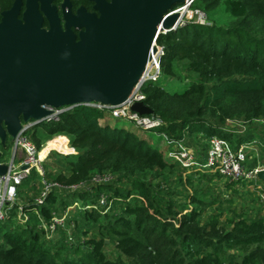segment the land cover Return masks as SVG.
I'll list each match as a JSON object with an SVG mask.
<instances>
[{
  "label": "trees",
  "instance_id": "obj_1",
  "mask_svg": "<svg viewBox=\"0 0 264 264\" xmlns=\"http://www.w3.org/2000/svg\"><path fill=\"white\" fill-rule=\"evenodd\" d=\"M71 1L75 8L87 3ZM14 2L0 0V21ZM193 9L205 13L211 24L190 23L161 34L156 41L163 50L161 75L141 90L143 103L153 110L148 117L158 126L144 131L109 109L82 105L25 134L39 150L55 137H67L77 154L66 156L65 164L54 161L52 168L44 163L46 179L79 188L65 193L72 201L60 199L55 190L38 205L42 178L32 170L19 190V204L7 221H0V264H264V218L239 217L230 229L216 219L203 225L198 209L187 212L138 179L172 168L176 163L170 151L189 135L219 137L237 150L247 149L254 136L235 139L226 129L228 122L243 119L252 125L264 118V0H196ZM177 83L186 85L175 90ZM196 173L207 177L203 173L208 172L199 168ZM98 177L110 180L96 182ZM23 190L32 197L20 200ZM78 202L89 222L103 217L101 238L50 245L51 232L43 225ZM192 202L201 200L193 196ZM20 207L30 216L26 225L18 219ZM64 228L57 231L70 233ZM107 240L119 253L117 261L107 257Z\"/></svg>",
  "mask_w": 264,
  "mask_h": 264
},
{
  "label": "water",
  "instance_id": "obj_2",
  "mask_svg": "<svg viewBox=\"0 0 264 264\" xmlns=\"http://www.w3.org/2000/svg\"><path fill=\"white\" fill-rule=\"evenodd\" d=\"M101 16L54 0H15L0 21V141L27 133L53 110L100 104L121 108L157 55L158 37L181 18L185 0H90ZM24 8V10H23ZM45 20L49 30L44 28ZM76 31L79 33L77 34ZM134 114L151 116L143 102ZM27 126V124H30ZM26 126V127H24ZM1 158V155H0ZM0 165V175L8 171ZM264 180V170L259 173ZM108 242V241H106Z\"/></svg>",
  "mask_w": 264,
  "mask_h": 264
},
{
  "label": "rangeland",
  "instance_id": "obj_3",
  "mask_svg": "<svg viewBox=\"0 0 264 264\" xmlns=\"http://www.w3.org/2000/svg\"><path fill=\"white\" fill-rule=\"evenodd\" d=\"M185 17L188 19L189 16L186 15ZM197 19L198 16H194L191 21H196ZM205 23H207L206 25L211 24L208 17L207 19L205 18ZM151 73V75H154L155 69L151 70ZM177 84L174 88L175 90H181V87L186 85L185 83ZM123 117L128 119V117ZM134 122L137 125L139 124L138 121ZM142 125L141 127L144 131L155 127L149 123ZM226 129L233 137L236 136L235 139L249 134L254 136V140L249 146H245L247 149L242 148L240 150H237L234 145L227 141L229 144L228 148L222 150V153H215V156L211 150L210 142L214 137L208 139L206 136L189 135L180 144L174 146L175 150L170 151L172 153H175L176 149L187 151L191 160H182L187 167H184L178 159L172 157L176 163L172 168L163 172H149L144 176H139L138 179L151 184L154 190H160L161 196L169 197L176 203L183 205L186 208L185 211L189 212L193 208L198 209L202 212L200 221L203 225H209L216 219L220 225L230 229L239 217L249 220L264 218V180L255 175L257 170L264 169V118L255 120L252 125H247L243 119L230 121ZM48 142L42 148L44 151L47 153L59 151L52 152L48 160H46L45 163L50 165L49 167L52 166L54 161L65 164V157L73 155V149L70 148L71 146L69 147L67 137L58 136ZM1 149L4 154L2 157L6 155L10 157V154L13 155L14 140L9 139L6 147H1ZM237 152L244 156L243 160H236ZM211 158H213L212 166L206 164ZM55 167L57 168V163H55ZM199 168L208 172L203 173L207 177H201L198 173L195 174ZM51 171L50 176L52 178L54 177V173L57 174V169L54 173ZM128 186L126 183L125 187L128 188ZM30 191L23 190V196L20 197V200L23 197H32ZM65 193L66 190L59 191L60 199L66 200L64 198L67 197ZM193 196L200 199L201 203L194 204L192 202ZM67 198V200L72 201L70 196ZM118 211L119 206L117 205L111 214L113 215L114 212ZM65 214L67 215V219L64 229L68 228L67 225H69L68 229H70V233H59L60 230L53 234L51 233V236L47 237L48 240L53 241L50 245H60L61 243L68 245L74 243L77 245L88 239L101 238L99 231L103 217H100L98 223L94 221L89 222L85 218L81 202L75 203L63 215ZM70 219L72 221L69 224ZM74 223L77 226L76 233L71 231L75 228L73 226ZM105 251L109 260L117 261L119 259V253L116 251L113 243L107 242Z\"/></svg>",
  "mask_w": 264,
  "mask_h": 264
},
{
  "label": "built area",
  "instance_id": "obj_4",
  "mask_svg": "<svg viewBox=\"0 0 264 264\" xmlns=\"http://www.w3.org/2000/svg\"><path fill=\"white\" fill-rule=\"evenodd\" d=\"M196 2V0H185V3L183 5H180L178 8H176L173 11L174 13L180 14L181 18L179 20L178 25L176 26L175 30H178L179 28L185 27L186 25L190 23H197L200 25H206L205 23V18L207 19L206 15L199 11V10H194L193 5ZM191 10V11H190ZM186 15H188V19H186ZM194 16H198V19L196 21H191V19ZM172 32V31H169ZM168 32H165L166 34ZM155 45L158 49L157 55L154 56L153 60L150 62L147 71L143 75L141 82L139 85L135 88L134 93L126 105L122 106L121 108H106L105 106H102L100 104H86L84 106L86 107H94V108H99V109H109L111 110L112 114L115 117H128V119H131L133 121H138L140 126H143L142 124L144 123H149L153 126H158V123H154L150 120L148 116H140L139 114H134L131 110V108L138 102H143L145 97L142 94L141 90L143 86L150 80H157L160 75H161V67H160V58L163 55V50L158 47L157 43L155 42ZM155 69V74L151 75V70ZM72 109V108H71ZM70 110L69 108H63V109H56L53 110L52 115L43 120L42 123L44 122H58L60 120V116L64 113ZM124 118V117H123ZM142 123V124H141ZM31 125L27 124V126ZM26 127V126H24ZM154 128V127H153ZM151 129V128H148ZM26 133H20L16 139H14V153L13 155L10 154V157L8 155L2 157L3 148L1 141H0V165H7L8 171L5 175H0V221H7L9 219V214L13 207L16 204H19V190L24 183V181L30 176V173L32 170H36L38 174L41 176L42 180L41 183L43 185L42 188H40L39 195L37 196L36 204L38 205H43L47 199V197L53 193L55 190H66V192L73 190H77L79 187H63L57 182H49L46 179V170L44 168V163L52 152H59V151H51L46 155L44 159L40 158V152L42 150H39L34 142L25 135ZM56 138V137H55ZM219 137H214L211 139V150L215 153H222V150H225L228 148L229 144L227 140L225 139H216ZM49 143V142H48ZM69 143V141H68ZM48 145V144H47ZM70 146V144H69ZM5 148V147H4ZM243 148V147H242ZM241 148V149H242ZM244 149V148H243ZM177 152V153H176ZM175 153H170V157H175L180 161L184 167H187L184 165L182 160H188L190 161L191 159L189 158V154L185 150L181 151H176ZM239 152V151H238ZM236 155V160L241 161L244 159V156L242 154ZM61 153V152H60ZM73 154H77L75 149H73ZM175 154V155H173ZM216 156V154H215ZM190 159V160H189ZM199 164V163H198ZM210 166L213 164V158L210 159L208 163H206ZM205 164V165H206ZM206 169V167L204 166ZM229 170V169H228ZM264 169L257 170L255 175L258 176V174L263 171ZM217 174V173H214ZM101 179L100 177L96 178V182H107L110 179ZM107 203V199L104 197L101 199V204L105 205ZM18 219L20 220L21 225H26L27 222L30 219V216L24 212V207H20L18 211ZM66 219L67 215H62V216H56L52 223L50 225H43V228L46 231H50L52 234L57 231L58 228L65 227L66 224Z\"/></svg>",
  "mask_w": 264,
  "mask_h": 264
},
{
  "label": "flooded vegetation",
  "instance_id": "obj_5",
  "mask_svg": "<svg viewBox=\"0 0 264 264\" xmlns=\"http://www.w3.org/2000/svg\"><path fill=\"white\" fill-rule=\"evenodd\" d=\"M24 1V3L26 2V0H23ZM108 3H111L112 2V0H106ZM64 2H65V0H63L62 2H61V4H59V5H57L56 4V0H54V2H53V5H56L57 6V8H58V10H59V15H60V17H61V24H62V27L64 28V26H65V21H64V19H63V9H62V5L64 4ZM70 3H71V11L73 12V14H76L77 13V11L80 9V8H85L86 10H87V12L89 13V14H96L98 17H100L101 16V14H100V12L99 11H97V10H95V3L94 2H92V1H90V0H87V3H86V5L84 6H79L78 8H75V6H74V2H72L71 0H70ZM23 10H24V8H23ZM44 28L46 29V30H49V24H48V22L45 20V22H44ZM64 30H65V28H64ZM76 33L78 34L79 32L78 31H76Z\"/></svg>",
  "mask_w": 264,
  "mask_h": 264
},
{
  "label": "bare ground",
  "instance_id": "obj_6",
  "mask_svg": "<svg viewBox=\"0 0 264 264\" xmlns=\"http://www.w3.org/2000/svg\"><path fill=\"white\" fill-rule=\"evenodd\" d=\"M47 154H48V153L42 149V151L40 152V158H41V159H44V158L46 157Z\"/></svg>",
  "mask_w": 264,
  "mask_h": 264
},
{
  "label": "crops",
  "instance_id": "obj_7",
  "mask_svg": "<svg viewBox=\"0 0 264 264\" xmlns=\"http://www.w3.org/2000/svg\"><path fill=\"white\" fill-rule=\"evenodd\" d=\"M68 141H69V144H70V140L68 139Z\"/></svg>",
  "mask_w": 264,
  "mask_h": 264
}]
</instances>
